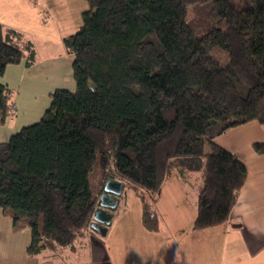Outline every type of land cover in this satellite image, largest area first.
I'll return each instance as SVG.
<instances>
[{"label":"trees","instance_id":"1","mask_svg":"<svg viewBox=\"0 0 264 264\" xmlns=\"http://www.w3.org/2000/svg\"><path fill=\"white\" fill-rule=\"evenodd\" d=\"M86 1L62 39L75 91L55 90L38 122L0 143V210L29 229L26 254L83 239L108 179L135 191L157 231L148 198L171 171L199 170L192 226L224 224L247 170L214 139L250 121L264 129V0ZM22 60L35 62L34 46L0 24V76ZM15 111L0 84V125Z\"/></svg>","mask_w":264,"mask_h":264},{"label":"crops","instance_id":"2","mask_svg":"<svg viewBox=\"0 0 264 264\" xmlns=\"http://www.w3.org/2000/svg\"><path fill=\"white\" fill-rule=\"evenodd\" d=\"M39 5L52 15L49 22L45 23ZM87 10L85 0H0V24L22 34L35 49V62L31 66L22 60L17 65H8L0 76V84L10 90L16 108L14 116L0 125V143L7 142L21 128L38 122L49 108L50 95L55 90L75 91L72 57L63 48L62 39L77 31L81 15ZM45 26L49 28L46 31ZM38 41L43 46L42 55L37 49ZM259 142H264V129L257 121L233 127L214 139L215 144L235 155L247 170L237 201L224 224L193 228L197 195L187 214L163 199L153 206L159 219L158 230H147L140 216L143 228L149 233L136 230L131 241L135 253H145V257L128 263L119 260L117 264H264V153L257 154L252 147ZM199 187L200 183L197 194ZM110 213L112 222L115 211ZM179 233L185 235L174 238ZM123 236L127 238L128 234ZM85 238L90 239L88 264L106 263L108 254L98 243L97 233L89 229ZM29 242V229L14 231L11 217L0 210V264H60L49 261L44 252L28 256ZM78 242L69 249L73 250L75 245L81 248L83 241ZM126 248L123 239L118 246L119 255ZM151 253L162 255L151 257Z\"/></svg>","mask_w":264,"mask_h":264},{"label":"rangeland","instance_id":"3","mask_svg":"<svg viewBox=\"0 0 264 264\" xmlns=\"http://www.w3.org/2000/svg\"><path fill=\"white\" fill-rule=\"evenodd\" d=\"M232 3L234 6L237 5V3H235V0H232ZM38 8H42L43 10L42 17L44 18L45 23L49 22V19L52 17V15L49 13V10L45 9V7H43L42 5H39ZM48 29L49 28L45 26V31ZM37 46V49H39V53L42 55L41 49L43 46H41L39 41L37 42ZM182 173L183 176L178 170L171 171L165 179L161 190L156 195L150 198L147 197L150 208L153 209V206L156 207L159 201L165 199L169 202V206H171L172 208L178 207L181 211H185L186 214L191 210L192 199L196 198L197 189L200 183V172L196 169L185 168ZM138 192H140L139 194H143L142 191ZM117 201V204L119 203V205L116 206L115 209H113V211H115V219H113L111 224L109 225L107 234L101 235L97 233L99 241L98 243L107 251L108 254V260H106V263L104 264H107V262L108 264H117V261L119 260H123L128 263L141 258L142 256L145 257V253H135L134 248L132 247L133 243L131 242L132 239L136 236L134 234L136 230L143 232L144 234L149 233V231L143 228L140 222V216L142 213L140 200L138 199L133 189L124 188ZM181 231L183 232V228L181 229ZM126 233L128 234L127 238L123 236ZM184 235V233H179L178 235H174V238H181ZM123 239L126 241L127 248L123 253H120L119 255L118 246L120 242L122 243ZM89 240V238H83L82 240H80L78 242L79 244L83 241L81 248L76 247L75 245L73 250L69 248H62L59 249L57 253L46 251L43 254L44 256H49V261L53 260L54 263L88 264L87 261L88 258H90L88 244ZM85 245L87 246L86 250ZM161 255L162 253L150 254L151 257L157 256V258H161Z\"/></svg>","mask_w":264,"mask_h":264},{"label":"water","instance_id":"4","mask_svg":"<svg viewBox=\"0 0 264 264\" xmlns=\"http://www.w3.org/2000/svg\"><path fill=\"white\" fill-rule=\"evenodd\" d=\"M123 184L120 181L108 179L104 182L102 192L97 199V205L92 215L89 228L98 234H105L111 223L110 211L117 206V199L121 195Z\"/></svg>","mask_w":264,"mask_h":264}]
</instances>
